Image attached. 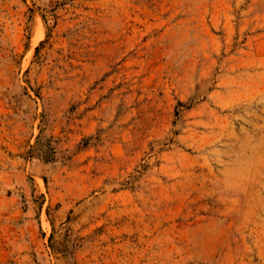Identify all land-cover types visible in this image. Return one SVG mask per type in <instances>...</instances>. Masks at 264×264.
I'll list each match as a JSON object with an SVG mask.
<instances>
[{"label":"rangeland","instance_id":"1","mask_svg":"<svg viewBox=\"0 0 264 264\" xmlns=\"http://www.w3.org/2000/svg\"><path fill=\"white\" fill-rule=\"evenodd\" d=\"M0 264H264V0H0Z\"/></svg>","mask_w":264,"mask_h":264}]
</instances>
